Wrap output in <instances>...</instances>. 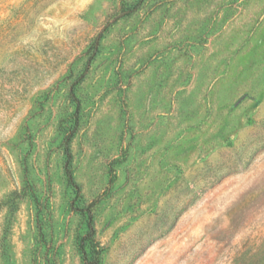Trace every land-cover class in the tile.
<instances>
[{
    "label": "rangeland",
    "instance_id": "1",
    "mask_svg": "<svg viewBox=\"0 0 264 264\" xmlns=\"http://www.w3.org/2000/svg\"><path fill=\"white\" fill-rule=\"evenodd\" d=\"M88 210L100 264H264V0H0V264Z\"/></svg>",
    "mask_w": 264,
    "mask_h": 264
},
{
    "label": "trees",
    "instance_id": "2",
    "mask_svg": "<svg viewBox=\"0 0 264 264\" xmlns=\"http://www.w3.org/2000/svg\"><path fill=\"white\" fill-rule=\"evenodd\" d=\"M80 105H77V113L79 111ZM77 121V120H76ZM72 133L67 135L65 139V154L66 162L65 169L68 176L69 183L76 189L77 193H80V185L75 181L72 171H71V161L72 155L70 151V141L72 139ZM89 211V220H88V231L81 238L80 249L83 256L84 264H100V249L96 243V228L93 223L92 213Z\"/></svg>",
    "mask_w": 264,
    "mask_h": 264
}]
</instances>
